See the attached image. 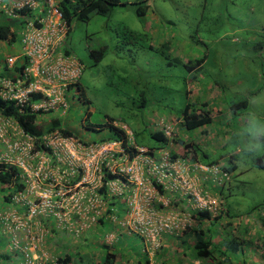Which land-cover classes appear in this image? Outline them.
I'll list each match as a JSON object with an SVG mask.
<instances>
[{"label": "rangeland", "instance_id": "rangeland-1", "mask_svg": "<svg viewBox=\"0 0 264 264\" xmlns=\"http://www.w3.org/2000/svg\"><path fill=\"white\" fill-rule=\"evenodd\" d=\"M133 1L121 0L126 5L115 6L105 15L93 14L87 22L71 23L67 45L70 57L81 66L78 80L81 90L77 84L72 87L75 99L69 100V108L60 115L65 127L77 135L69 139V149L65 144L52 149L56 154L53 161L42 153L31 159L25 156L23 148H14L23 138L14 126H4L0 132V161L24 160L28 170L23 179L26 181L23 194L14 196L11 208L8 203L5 208L0 205V233L3 228L9 229L11 248L22 250L23 264L55 261L56 256L50 252L53 240L63 239L62 233L66 232L67 240L71 237L72 242H77L82 231L95 222L92 218L108 208L109 198L126 204V214L118 222L123 233L122 236L118 233L117 239L115 230L104 238L108 231L104 226L101 239L120 247L124 255L122 264H136V258L144 261L145 257L154 263V259L166 254L171 255V261L182 258L179 240L187 226H196V209H201L204 203L212 217L219 214L222 217L214 223L204 220L206 227L209 224L219 227L214 241L221 236L237 241L244 238L252 253L264 252V169L253 166L256 159L243 160L231 184L224 180L213 183L209 171L182 162L168 165L164 183L148 175L165 189L172 188L169 191L181 201L161 194L153 179L145 184L121 174L116 181L117 174L112 171L126 154L128 164H135L145 172L147 146L157 145L149 130H166V136L172 140H187L188 132L180 118L188 100L187 88L190 102L200 106L207 101L213 116L218 114L211 128L218 132H212L216 139L207 142V136L201 135L202 142L199 140L212 150L211 157L237 150L229 138L239 131L248 113L255 110L264 117V0H148L149 7L142 17L136 14L137 4ZM18 35L12 46L0 40L4 42V46L0 43V66L6 55L14 53ZM97 49L105 50L98 60L93 54ZM167 58L172 65H168ZM198 58L204 59L201 65L187 71L184 63L189 59L194 65ZM194 76L195 80L188 81ZM141 93L148 98L142 108L138 106ZM244 99L247 106L236 109L232 116L227 103ZM59 112L49 114L56 117ZM83 121L127 128L128 147L125 144L123 148L122 142L112 150L100 147L102 144L97 145L102 143L100 139L114 133L107 129L89 132ZM130 130L137 144L133 143ZM122 137L124 140V133ZM172 140L164 148L170 152V159L172 153L177 158L184 157L183 146ZM134 144L136 151L130 149ZM142 148L145 150L141 151ZM103 163L115 179L108 183L106 193L100 195L97 167L101 169ZM217 165L222 166L221 159ZM244 167L248 170L243 172ZM141 172L138 177L144 178ZM172 178L177 180L170 181ZM231 185V195L225 198L227 214L219 189ZM52 214L63 220L53 223L49 217ZM175 226H179L178 230ZM52 229L57 231L51 232ZM11 236L0 234V264L5 260L4 250ZM133 249L136 257L131 263L126 259ZM106 251L104 248L103 254ZM236 254L238 259L245 258L239 251Z\"/></svg>", "mask_w": 264, "mask_h": 264}, {"label": "trees", "instance_id": "trees-1", "mask_svg": "<svg viewBox=\"0 0 264 264\" xmlns=\"http://www.w3.org/2000/svg\"><path fill=\"white\" fill-rule=\"evenodd\" d=\"M12 1V0H10ZM42 7L46 8L45 4ZM133 4H137L136 6V14L140 17L146 14V11L149 7L148 0H134ZM118 5H126V2H121V0H59L58 2V9L61 12L62 19L71 26V23L75 20L77 21H89L93 14H101L105 15L109 13L115 6ZM16 14H18L17 18L8 17L6 13L0 10V40L5 41L7 44H11V42L15 41L18 30H23L20 27H26L27 21L30 18L35 17V13L37 12L36 9H32L28 6L18 8L14 10ZM45 9H43V12ZM41 14V13H40ZM38 14V15H40ZM35 24L38 25L37 21ZM71 34V27L69 28L68 33L66 34L67 41H63L61 46V51L68 55V45L67 42L70 38ZM134 36V35H133ZM19 38V35H18ZM22 39V36H20ZM66 43V44H65ZM65 46L63 47V45ZM104 51L102 49L93 50V54L96 56V59H100L104 55ZM167 53L164 54V57H167ZM168 59V65H172V60ZM204 61L203 58H198L193 65L192 60H187L184 63V67L187 71H192L198 68L201 63ZM26 65L20 64L19 62H15L12 70L14 71H22ZM196 79L195 76L188 80L192 81ZM77 84L78 89H80L79 83ZM73 84V85H75ZM72 85V87H73ZM219 86L218 84H216ZM70 87L71 89H73ZM81 90V89H80ZM82 94V92H81ZM141 98H139V107H144L148 98L145 94L141 93ZM186 98L188 99L183 111L180 114L181 118V125L185 132H188L187 136L189 137L185 141L181 138H168L163 131H151L149 130V136L157 141L156 146H150L148 148V153L151 156H155L156 150L168 147L169 141H174L179 143L183 146L184 149V157L181 159L189 158L190 162H201L208 165H216L221 159L222 166L221 169L225 173L229 174V178L225 180L228 184H231L232 179L234 177V172L238 170L241 165H243V160L240 154L229 152L227 155H221L219 157H211L212 150L210 152L208 146L207 148L204 147L202 141L200 139L202 133H206V126L210 125L213 122L212 111L208 107L207 101H203L199 106L196 102H190L189 99L191 98L189 95L188 88L185 90ZM42 97L41 93L33 92L30 94L28 101L24 103H17V100L14 99H4L0 96V115L4 117H11L21 129L22 133L28 135L34 145V150L39 152H47L52 154V149L49 145L46 144L47 135L52 133H59L63 137H77L76 132L74 130H70L65 127L64 123L62 122V117L58 116H50L49 111L44 110H33L31 104L33 102L38 101ZM228 107L232 109V113L234 116V112L236 109H241L247 106V100L244 99L239 102L235 103H227ZM84 129L87 131H102L104 129L109 130L113 134L105 135L104 138L102 137L100 140L103 141H110L112 139L120 140L122 134L124 133L122 129L118 127H114L113 125L98 124L92 122H85L83 121ZM197 130L199 135L194 134ZM193 131V132H192ZM226 133V132H225ZM235 135L233 134L232 137ZM24 138V137H23ZM23 138L20 139L23 141ZM199 140L201 142H199ZM233 143V142H232ZM133 151H136L134 148H130ZM172 153V152H171ZM178 156L172 153V160H175ZM240 165V166H239ZM101 167V188L99 189L100 195H104L107 191L108 183L115 177L111 175V172L107 171L104 168V163ZM259 169H264V157L260 159H256L255 165ZM248 168L244 167L241 171H246ZM224 182V184L226 183ZM26 187V181L22 179L20 175V170L18 169L17 165L12 164L7 161H0V197L2 203L1 206H5L6 203H13L12 197L16 193L24 192ZM160 193H163V186L160 184H156ZM232 192V185L227 189L220 188L219 193L221 194V198H223V207L227 208V201L225 198L231 195ZM264 201V200H263ZM225 208V210H227ZM254 208V207H253ZM251 208V210H253ZM223 213V212H220ZM227 214L228 210H227ZM221 214L217 215L216 217L210 218V213L207 210H198L196 212V219L198 223L195 227L187 226L183 230V236L180 238L182 239V244L186 246V250L182 253L185 259L188 260H197L199 264H249L248 260L250 255L247 253V250H250L249 244L247 245V240L244 238L241 241L235 240L233 237L229 238L221 236L219 240H215V234L219 233V227L216 225L209 224L207 227L204 226V220L210 221H217L222 219L220 216ZM214 223V222H211ZM246 231V229H245ZM51 232H54L52 229ZM261 239V238H260ZM190 240V242H189ZM249 243V242H248ZM243 246V247H242ZM246 246V248H244ZM258 247L259 244H258ZM107 249L105 254H103L102 258L96 264H116V259L121 261L119 251V256L117 252L111 251V247L104 246ZM240 252L245 258L238 259L235 257L236 252ZM139 261V260H138ZM144 263H148V261H144ZM55 264H73V256L69 251H65L64 253L56 256ZM121 264V263H120ZM141 262L139 261V263ZM179 264V263H178ZM253 264H258L255 261Z\"/></svg>", "mask_w": 264, "mask_h": 264}, {"label": "built area", "instance_id": "built-area-1", "mask_svg": "<svg viewBox=\"0 0 264 264\" xmlns=\"http://www.w3.org/2000/svg\"><path fill=\"white\" fill-rule=\"evenodd\" d=\"M42 1H44L43 4L46 5L44 12L41 8ZM58 2L59 0H0V10L12 18H17L18 16L14 11L15 9L25 6L32 9L39 8L38 12L42 11L41 15L35 13V17L28 19L25 27L27 29L24 30L22 35V52H20V55L17 57L25 58L27 61L23 73L20 77H16L14 80L0 77V96L4 99H14L17 100V103H24L28 101L31 93L36 92L41 93L42 97L31 104L33 110L49 111L57 109L65 110L67 108V102L63 96V88H61V86H65L66 81L77 77L81 67L78 63L69 59V57L64 56L62 51H59L68 26L61 17V13L58 9ZM35 21H37L38 25L35 24ZM14 58L16 57L8 58L9 64H12ZM4 126H14L18 129L14 130L21 133L24 137L23 141L20 142V145L14 144V148H23L25 156L31 159H34V156L36 157V155H40V152H35L32 139L28 135L22 133L17 123L11 117L0 116V132ZM57 134L55 132L47 135L48 141L46 144L49 145L51 149H55L65 144L69 149V144H71V140L69 139H71V137H62ZM0 136H2L1 133ZM101 144L102 146L100 147L112 150L113 147L118 146L120 142L97 143V145ZM144 150V148L141 149V151ZM41 153L43 157L44 155L50 156L52 161L56 158L55 150H53L52 154L47 152ZM159 153V157L157 158L151 156L146 157L145 172H141L140 167L135 166V164H128L129 158L126 154H123L120 157V161L115 165L116 169L112 170L113 173L117 174V179L115 180L118 181L120 178L118 176L122 174L121 176L125 178L128 177L129 179H132V177H134L136 181H143L146 184L152 180L148 175H154L160 183H164L163 178L167 177L165 168H167L168 165L173 166V164L170 162V156L167 150H161ZM131 160L134 162L132 158ZM14 163L20 169L22 179H25V176L28 173L25 161L16 160ZM122 165L127 166L125 167ZM199 167L209 170L206 166L199 165ZM36 170H39V168ZM97 171H99V185H101V169L97 167ZM212 171L217 172L218 169L213 167ZM138 172H141V175L145 174L144 178L138 177ZM21 194H23V192L19 193V195ZM40 196L43 197L41 194ZM203 208H206L205 203L203 204ZM96 218L97 216L92 219L95 221ZM175 227L177 229L179 228V226Z\"/></svg>", "mask_w": 264, "mask_h": 264}, {"label": "crops", "instance_id": "crops-1", "mask_svg": "<svg viewBox=\"0 0 264 264\" xmlns=\"http://www.w3.org/2000/svg\"><path fill=\"white\" fill-rule=\"evenodd\" d=\"M23 28V30H18V34H19V38H17V44L18 46H16L15 49H13L14 53L11 54H15L16 56L20 55L19 53L22 52V42H21V38L20 36L23 35L24 30H26L27 28L25 27H20ZM1 45L4 46V42H1ZM63 43V42H62ZM9 46H12L11 44H9ZM61 46L59 48V51H61ZM58 50V49H57ZM6 57L3 59L1 66H0V76H5L7 77V75L9 73L12 72V70L10 69V67H8L6 65ZM12 74V73H11ZM14 74V73H13ZM20 129V128H19ZM193 132V131H192ZM197 135H199L197 133V130L195 131ZM187 139L189 138L188 136L186 137ZM8 142L5 141V145L6 147L9 149V146L7 144ZM149 155V154H147ZM151 156V155H149ZM178 159V160H176ZM174 163H172L173 165L177 162H179V158H176ZM168 168H165V172H167ZM177 178H172L170 179V181H176ZM157 188V187H156ZM158 189V188H157ZM163 194L164 196L167 197H177V199H179L181 201L180 198H178L177 195H174L173 193L169 192V191H165L163 188ZM159 191V190H158ZM108 208L105 209V211L103 212L102 215L97 216V219L95 220V222L92 224H90V228H86L85 230L82 231L81 236L75 240L77 242H72V240H74L71 237H68L69 240L66 239V232L62 233L61 238L63 239H57V240H53L54 241V245L51 246L50 252L54 253L55 256H59L60 254L64 253L65 251H69V253L72 254L73 256V264H96L97 262L100 261V259L103 256V249L104 246H109L111 247V251L117 252L119 253V251L121 250L120 247L119 248H115V243H108L105 239H101V227H106L108 229L107 233L104 235V238H106V235L108 234H113L115 231V237H117L118 239V233H121L122 230L120 229V225H119V220L124 217L126 214L125 212L127 211L126 208V204H119L115 201V199L113 198H109L106 199ZM10 204V205H9ZM9 208H11V206L13 205V203H8ZM7 205V206H8ZM6 206V205H5ZM5 206H1L2 208H5ZM1 210V209H0ZM50 217V221H52L53 223L58 224L59 220H63V219H58L56 216H54V214L49 215ZM65 221H67L66 219H64ZM52 224V223H51ZM107 225H109V227H107ZM52 227L54 228V226L52 225ZM9 230V229H7ZM6 229H2V232L0 233L1 236L7 235L8 238L9 236H11L9 233V231H7ZM57 230H54V232H56ZM120 231V232H119ZM113 232V233H111ZM123 233V232H122ZM122 233L120 234L122 236ZM125 233V232H124ZM137 235L136 233H133V235ZM132 236V235H130ZM11 238L9 239V241L6 243L7 247L4 250V256L3 258H5V260L3 261V264H23V253L22 250H19L18 248H11ZM21 241V240H19ZM117 241V240H116ZM143 241V240H142ZM180 241V251L181 254L180 256L182 258H180L182 260V262H180V259L178 260V258L174 261H171V255L170 254H166L162 257L156 258L154 259V263L153 262H149L148 258L145 257L144 261H148L147 264H199V262L197 260H188L185 259V257L182 255V253L186 250V246L182 244V239L179 240ZM144 244L145 241H143ZM142 242V244H143ZM143 244V245H144ZM133 250L130 251V255L129 258L126 259V261H130L131 263H133V259L136 257V253L135 251L133 252V254L131 253ZM248 254L250 255L248 263L249 264H253L255 261H257L258 264H264V252H258V253H252L253 250H247ZM45 253V252H43ZM123 252L121 251L120 254V259L121 261L117 260L115 261L116 264H122V260L124 258V255L122 254ZM35 256V255H34ZM162 258V261H161ZM51 259V257H50ZM49 259V260H50ZM142 258H136V264L139 263V261L141 262V264H143L144 261L141 260ZM139 260V261H138ZM55 264V261H51L49 263L46 264ZM125 263V262H124ZM146 264V263H144Z\"/></svg>", "mask_w": 264, "mask_h": 264}, {"label": "clouds", "instance_id": "clouds-1", "mask_svg": "<svg viewBox=\"0 0 264 264\" xmlns=\"http://www.w3.org/2000/svg\"><path fill=\"white\" fill-rule=\"evenodd\" d=\"M46 6V5H45ZM41 8H42V11H43V9H46V8H43L42 6H41ZM38 9L39 8H36V10H37V14H42V11L41 12H38ZM60 11V10H59ZM61 13V12H60ZM40 14V15H41ZM8 17H10V16H8ZM62 17V16H61ZM67 24V26H68V29H67V32H66V34L68 33V31H69V28L71 27L70 25H68V23H66ZM67 41V37H66V35H65V37H64V39L62 40V42L63 41ZM62 42H61V44H62ZM63 53V52H62ZM20 54V53H19ZM63 55L64 56H67V57H69V59H71V60H73V61H75L73 58H71L70 56V54H68V55H65L64 53H63ZM9 57H16V58H14V60H13V62H12V64H9V62H8V58ZM6 65L8 66V67H10V69L12 70V67L14 66V63L15 62H19L20 64H25V65H27V61L25 60V58H19V57H17L15 54H10V55H6ZM76 62V61H75ZM76 63H78L79 64V62H76ZM80 65V64H79ZM81 67V66H80ZM26 68V66L23 68V70L22 71H14V70H12V74L11 73H9L8 74V76L6 77V78H9V79H12V80H14L16 77H20V75L23 73V71H24V69ZM81 70V69H80ZM14 73V74H13ZM79 74H80V72H79ZM79 74H78V76L77 77H75V78H73L72 80H69V81H66L65 83H66V85L65 86H61V88H63V96H64V98H65V100H66V102H67V108L65 109V110H61V109H57L58 111H60L59 112V115H61L62 114V112H64V111H66L68 108H69V105H68V103H69V100L70 99H75V97H74V95L72 94V91H73V89H71L70 87H72V85L73 84H75V83H78V80H79ZM0 77H5V76H0ZM193 80H195V79H193ZM62 83H64L63 81H61ZM74 86V85H73ZM55 110H49V112H54ZM231 111V110H230ZM63 115V114H62ZM215 115H218L217 113H215L214 114V116H213V114H212V116H213V118L215 117ZM1 116V115H0ZM62 117V116H61ZM217 123H219V122H217ZM213 122L210 124V125H208V126H206V133H202V137L204 138L205 136H207V142H211V141H214V139H216V137H215V133L217 134L218 132H215V131H211V128L213 127ZM212 125V126H211ZM211 126V127H210ZM123 130V129H122ZM126 131H128L127 130V128H125V130L123 131L124 132V135H125V138H124V140H122V139H120V140H117V139H112V141L111 142H122V144H123V148L125 147V144H126V147H128V145H129V142H128V134L126 133ZM164 132V131H163ZM212 132H215V133H212ZM210 133V134H209ZM59 134V133H58ZM164 134L166 135V134H168L167 133V131L165 130V132H164ZM60 135V134H59ZM130 137L133 139V143L135 142V140H134V137H133V134H132V132H131V130H130ZM60 136H62V135H60ZM63 137V136H62ZM69 137H71V138H73V136H69ZM125 140H126V142H125ZM101 142V141H100ZM103 142H108V141H103ZM229 142H234L236 145H237V150H234V151H230V152H232V153H236V152H238L239 154H240V156H241V158H242V160H247V159H260V158H262V157H264V117H261L255 110H252V111H250L249 113H248V115L245 117V119L243 120V122H242V125H241V128L239 129V131L235 134V136L234 137H230L229 138ZM136 143V142H135ZM137 144V143H136ZM136 144H134V149L136 150V147H137V145ZM226 145V141H224V145H223V147ZM165 148H167V147H165ZM161 150H164V148L162 149H157L156 150V154H155V156H151V157H156L157 156V154H158V157H159V151H161ZM35 151H37V150H35ZM39 152V151H38ZM169 152V151H168ZM41 153V152H40ZM117 153H120V152H116V154ZM147 156H149V155H147ZM169 156H170V152H169ZM119 157V156H118ZM117 157V158H118ZM157 158V157H156ZM176 160H178V159H176ZM179 164L182 162L183 163V165H185V163H187V164H192L193 166L194 165H202V166H206V167H208V169L209 170H207V171H209V174H210V178H211V181L213 182V183H220V181H225V179H226V176H229V174H227V173H225L224 171H222V169H221V166H218L217 164L216 165H208V164H204V163H201V162H199V161H197V162H190L189 161V158H185V159H181V158H179ZM174 161L175 160H171L170 159V162L171 163H174ZM7 162H10V161H7ZM10 163H12V162H10ZM12 164H15L14 162L12 163ZM16 165V164H15ZM18 167V166H17ZM213 167H216L217 169H218V171L217 172H215V171H212L213 170ZM19 169V168H18ZM20 170V169H19ZM224 174V175H223ZM115 179V177H113V179L112 180H114ZM153 179V178H152ZM111 180V181H112ZM153 183H154V185L156 186V184H159V183H157L154 179H153ZM161 185V184H160ZM163 186V185H162ZM163 189H165L164 188V186H163ZM170 189H172V188H168L167 187V189H165V190H167V191H169ZM169 192H171V191H169ZM17 194V193H16ZM15 194V195H16ZM14 195V196H15ZM14 196L12 197V199L14 198ZM198 210H207L206 208H201V209H196V211H198ZM208 211V210H207ZM209 212V211H208ZM210 218H213L212 216H211V214H210ZM216 221V220H215ZM213 222V221H212ZM184 229V228H183ZM178 230V229H177Z\"/></svg>", "mask_w": 264, "mask_h": 264}]
</instances>
